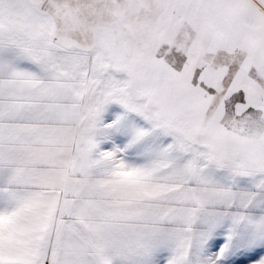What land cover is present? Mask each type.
Here are the masks:
<instances>
[{
  "label": "snow or ice",
  "instance_id": "1",
  "mask_svg": "<svg viewBox=\"0 0 264 264\" xmlns=\"http://www.w3.org/2000/svg\"><path fill=\"white\" fill-rule=\"evenodd\" d=\"M0 264H264V0H0Z\"/></svg>",
  "mask_w": 264,
  "mask_h": 264
}]
</instances>
